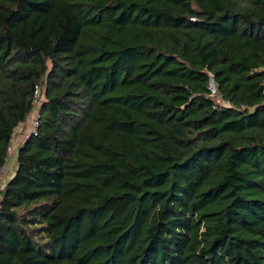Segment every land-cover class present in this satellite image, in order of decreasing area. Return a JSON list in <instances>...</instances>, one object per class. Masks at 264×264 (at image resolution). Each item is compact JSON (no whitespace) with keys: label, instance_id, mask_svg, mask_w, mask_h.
Masks as SVG:
<instances>
[{"label":"trees","instance_id":"trees-1","mask_svg":"<svg viewBox=\"0 0 264 264\" xmlns=\"http://www.w3.org/2000/svg\"><path fill=\"white\" fill-rule=\"evenodd\" d=\"M263 64L264 0H0V264H264Z\"/></svg>","mask_w":264,"mask_h":264},{"label":"rangeland","instance_id":"rangeland-1","mask_svg":"<svg viewBox=\"0 0 264 264\" xmlns=\"http://www.w3.org/2000/svg\"><path fill=\"white\" fill-rule=\"evenodd\" d=\"M43 99V96H41L40 101ZM38 112V107H34V109L31 111V113L27 116V119L25 122L20 123L16 129L13 132V139L12 143L14 144L13 152L10 153L8 159L6 160V163L2 169H0V189L4 186L6 180L8 177L12 174L14 167H15V159L17 150L24 141V135L27 134L31 130V119L36 115Z\"/></svg>","mask_w":264,"mask_h":264},{"label":"built area","instance_id":"built-area-1","mask_svg":"<svg viewBox=\"0 0 264 264\" xmlns=\"http://www.w3.org/2000/svg\"><path fill=\"white\" fill-rule=\"evenodd\" d=\"M261 70L264 71V64H263V66L261 67ZM209 87H210V90H211L212 94H216L215 86H214L213 82L210 83V86H209ZM263 92H264V90H263ZM41 96H43V94H42L40 88L36 87L35 92H34V100H33V105H34V107H35V106H36V107L39 106V102H40V98H41ZM33 109H34V108H33ZM37 114H38V112H37L36 115L31 119V122H30V124H31V130H30L27 134L24 135V137H23L24 140H25V139H26L31 133L36 134V131H37V125H38ZM14 140H15V139H13V136H12L11 141H10V144H9V146H8V148H7V157H6V160L8 159L10 153L13 152L14 144L12 143V141H14ZM22 143H23V142H22Z\"/></svg>","mask_w":264,"mask_h":264},{"label":"crops","instance_id":"crops-1","mask_svg":"<svg viewBox=\"0 0 264 264\" xmlns=\"http://www.w3.org/2000/svg\"><path fill=\"white\" fill-rule=\"evenodd\" d=\"M16 160V159H15Z\"/></svg>","mask_w":264,"mask_h":264}]
</instances>
